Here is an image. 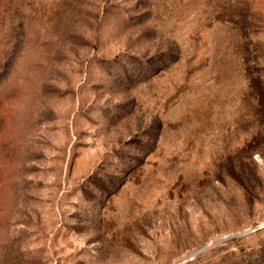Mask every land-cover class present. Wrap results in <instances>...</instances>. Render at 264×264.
Instances as JSON below:
<instances>
[{
	"label": "rangeland",
	"instance_id": "374dc122",
	"mask_svg": "<svg viewBox=\"0 0 264 264\" xmlns=\"http://www.w3.org/2000/svg\"><path fill=\"white\" fill-rule=\"evenodd\" d=\"M0 264H264V0H0Z\"/></svg>",
	"mask_w": 264,
	"mask_h": 264
},
{
	"label": "water",
	"instance_id": "95a60500",
	"mask_svg": "<svg viewBox=\"0 0 264 264\" xmlns=\"http://www.w3.org/2000/svg\"><path fill=\"white\" fill-rule=\"evenodd\" d=\"M202 251H204V250H202ZM202 251H200V252H202Z\"/></svg>",
	"mask_w": 264,
	"mask_h": 264
}]
</instances>
